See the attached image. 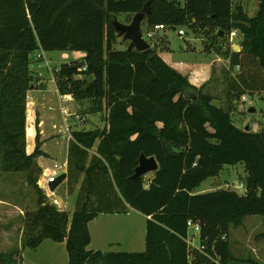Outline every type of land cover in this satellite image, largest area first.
I'll list each match as a JSON object with an SVG mask.
<instances>
[{"label": "trees", "instance_id": "trees-1", "mask_svg": "<svg viewBox=\"0 0 264 264\" xmlns=\"http://www.w3.org/2000/svg\"><path fill=\"white\" fill-rule=\"evenodd\" d=\"M148 2L152 12L142 25L185 26L213 41L237 31L241 51L224 55L233 66L250 58L264 72V0L255 16L234 0H0V171L25 173L39 196L38 209L25 213L21 248L0 252V264H22L23 252L46 240L66 243L68 264H228L231 229L248 216L264 217V131L237 127L230 109L213 105L155 47L128 51L129 43L118 36L117 15H135ZM40 48L84 52L86 70L80 61L63 64L55 73L57 87L83 103L84 114L105 115L107 122L103 130L72 132L68 175L85 174L72 215L51 204L38 186L43 171L36 160L44 155L39 139L33 154L26 150L28 92L36 83L31 65ZM82 75L91 80L76 78ZM142 154L159 163L150 182L132 179ZM240 163L245 193H196L224 166ZM95 173L109 180L98 185ZM112 192L150 217L145 252L89 249V223L120 211L92 207L91 194ZM190 220L201 224V249L186 241Z\"/></svg>", "mask_w": 264, "mask_h": 264}, {"label": "rangeland", "instance_id": "rangeland-1", "mask_svg": "<svg viewBox=\"0 0 264 264\" xmlns=\"http://www.w3.org/2000/svg\"><path fill=\"white\" fill-rule=\"evenodd\" d=\"M237 5H243V7L247 6L249 13H252L253 11L251 15L255 16L258 11L259 0H234V6ZM133 16L134 15L120 13L117 15V19L121 23L129 24L131 23ZM142 30L144 32L152 31L151 29L147 28L145 23L142 25ZM179 30H184L186 34L184 36L179 35ZM165 33L168 36L170 48L169 50H160L159 54L174 65H179L180 61H184L185 64H187V67L191 66L193 69H207L210 67L211 63L218 59V57L221 58L220 60L227 59L224 55L225 52L231 54L233 52L241 51L240 45L242 42V36L239 32L233 41H231L230 35L227 34L221 38L219 36L213 41V38L210 35L207 36L206 34L203 35L201 33H195L193 30L185 26L177 27L175 29H167ZM117 47L122 48L120 45ZM45 53L47 57L53 60L54 65L57 67H61V65L73 61L75 57L74 51L66 52L58 50L46 51ZM66 54L67 57L70 58H63ZM243 67V65L240 66V68H236L234 66L231 67L229 64L230 70L226 71V68H224V73H226L222 76V80L218 78L219 75L216 74V76H214L211 85L208 86V91L206 94L211 96L213 99H216L214 100L215 105H220V107H224L232 111V120L237 127L245 130L247 126H250L251 131L261 132L264 131V93L260 94V92L248 90V87H246L245 83H243V78H241V76H244L245 74V69ZM82 70L84 69L82 68ZM76 78L78 80H91L86 79V77L83 75ZM236 82H239L238 87L241 88V92L239 93L232 90ZM65 95L66 97H72L74 99L73 102H75L73 104H77L71 111L81 115V122L79 124L75 117L70 116V118L64 123L76 130H91L93 123H95L96 120L100 118V114H84L83 108H85V105L79 100L75 99L72 94ZM243 96L247 98L246 102L242 101ZM250 108H254L255 112H249ZM55 114L59 115V121L61 120L60 117L63 118V115H60L61 112L59 109L57 110V108L55 109ZM28 138L30 144L32 140V131L30 130L28 131ZM49 146L50 145L47 147ZM26 150L28 153L27 142ZM46 150L50 151L49 149ZM50 154L54 159L49 162L51 168L54 167L55 163L58 165L63 163L65 158L64 152L61 154V156L59 154L53 153L52 151H50ZM11 174L14 173H5L0 171V186L2 188L0 191V197L11 202H16V192H14V190H12L13 188L11 187V184H16V182ZM151 174L153 173H149L148 175L144 176L147 182L151 181ZM246 175L245 166L243 164L240 163L238 165H227L224 166L219 176L212 177L204 181L197 191L199 194H201L226 189L240 193L242 191L238 188V186L240 184L245 185ZM21 178V188L18 190L20 192L19 195H21V197L25 196L28 200V203H26L27 207H25L24 211L25 213L35 211L38 209V193L32 185L27 183V176L25 173ZM56 194L62 198L67 196L62 185L56 190ZM63 209H65V205H63ZM123 218L127 217H122L118 220H122ZM142 219L143 218L138 215V222L131 221V219L130 222L129 220L124 221L125 226L120 225V221L114 224V227L119 228L118 230L122 232V237H120L122 243L120 245H111L110 243H106V239L104 238V234H106V228L102 223V219L94 221L93 223L89 224L90 232L93 238L89 249L101 251L103 253L145 252L147 223H143L141 221ZM263 231L264 217L262 216H248L245 218L243 226L232 228L229 242L233 258L228 264H264V249L262 247V244H264V239H261ZM198 243L199 242L196 240L195 245L197 246ZM258 243L261 244L262 247L260 251L258 250L260 248ZM253 248L256 249L255 252ZM38 258L42 260V264L69 263L66 244L55 243L51 240L44 241L36 249H26L24 259H22V264H37Z\"/></svg>", "mask_w": 264, "mask_h": 264}, {"label": "crops", "instance_id": "crops-1", "mask_svg": "<svg viewBox=\"0 0 264 264\" xmlns=\"http://www.w3.org/2000/svg\"><path fill=\"white\" fill-rule=\"evenodd\" d=\"M243 6V5H242ZM245 11L249 16H252L249 13L247 6L244 7ZM255 12V11H254ZM167 29L163 30H155L153 41L150 43L152 48L155 47L157 52L159 53L160 50H169V39L167 34L165 33ZM40 50H42L40 48ZM39 50V51H40ZM73 50H67L66 52H72ZM43 58L41 60H36L34 54L33 63L31 65V69L34 73V78L36 83L33 85L32 89L28 92V109H27V120H26V133H27V143H28V154H33L36 148V139H39L40 143V150L43 152L44 155L37 158V163L41 167L42 171L48 169L46 174L50 173V169H52L49 165L51 160H54L50 151L53 153L61 154L64 152L65 158L63 163L67 162L69 165V145L72 140V132L76 131V129L71 128L66 123L67 115L66 111H71L76 105L73 104L75 102L72 97H66V95H62L57 87L55 72L60 69L54 65L53 60L46 56V51L42 50ZM75 57L73 61L69 62H76V61H83L85 57L84 52L81 51H74ZM160 55V54H159ZM161 56V55H160ZM163 60L168 63L171 67H173L178 72L182 73L183 75L187 76L191 85L198 89H202L204 93L208 91V86L211 85L214 76L219 75L218 78H222L226 68V71H229V64L231 67V60L230 57H226L225 60L218 59L210 64V67L207 69H193L191 66L187 67L184 61H180L179 65H174L170 61L168 62L163 56H161ZM63 58H70L67 57V54ZM217 63V64H216ZM241 64L244 66V76L243 83H245L248 90L254 92H260V94L264 93V72L257 67V64L254 60L250 58H241ZM247 65V67H246ZM62 66V65H61ZM254 66V67H253ZM221 67V68H220ZM236 68H240V66H234ZM224 79V78H223ZM222 80V79H221ZM239 83V82H237ZM238 85L234 84L232 90L238 89ZM68 99V100H67ZM72 99V100H71ZM71 100V101H70ZM214 100L212 104H214ZM220 107V105H215ZM59 109L63 118L58 120L59 115L55 114V109ZM100 118L93 123L91 130H103L107 126L105 115L99 116ZM32 131V140L29 144L28 138V131ZM79 129H77L78 131ZM90 131V130H87ZM71 138V139H70ZM50 145L49 147H47ZM30 147V148H29ZM49 149L50 151H47ZM97 145L94 149L90 151V155L96 153ZM62 163V164H63ZM90 164V161H88ZM56 164V163H55ZM54 164V165H55ZM61 165V164H60ZM43 172L39 177L38 186L42 189L41 185L44 184V176ZM67 174V179L61 184L64 187V191L67 194L65 198L60 197L58 194L52 196L51 198L47 197L49 202L52 203L57 201L59 205H55L61 211H66L71 215L75 212L77 207V199L80 192V189L85 180V174L82 173L79 176L76 174L68 175V169L64 172ZM12 177L15 179L16 184H11L15 194L16 202H11L7 199L0 197V252H7L12 251L15 249H20L22 245V236H23V220L25 217V207L28 200L26 197H21L19 195L20 190V179H22L23 173H14L11 174ZM154 177V173L151 174ZM94 182L98 185H101L105 182V178L107 176H103L101 173H95L93 175ZM108 179V178H107ZM109 180V179H108ZM60 185V186H61ZM24 186V185H23ZM27 186V184H26ZM43 186V185H42ZM59 186V187H60ZM58 187V188H59ZM57 188V189H58ZM2 190L0 186V191ZM43 190V189H42ZM44 192V190H43ZM45 193V192H44ZM196 193L199 192L196 190ZM203 194V193H201ZM116 195L112 193H103V194H91V206L92 207H102V208H112L113 206L120 211L112 212V213H101L96 217L93 221L89 224L93 223L94 221H98L102 219V223L104 224L106 230L104 234V238L106 239V243H110L111 245L121 244L122 241L120 239L122 232L118 230L119 228H115L114 224L120 221V225H124L126 220L137 221L138 222V215H140L143 219L141 220L143 223H147V219L150 217H146L139 213L138 211L129 208L123 201L119 200L115 197ZM116 201V204L113 201ZM63 205H65V209H63ZM121 210H125L124 212ZM123 218L122 220H118L119 218ZM125 226V225H124ZM15 227V228H13ZM141 229V228H140ZM90 231V225H89ZM125 232V231H124ZM115 233V234H112ZM117 234V235H116ZM91 235V232H90ZM92 235H91V244H92ZM261 239H264L261 237ZM261 241V240H260ZM60 244H66L60 243ZM90 244V245H91ZM260 248L259 251L264 249V244L258 243ZM254 252L256 249H254ZM96 251V250H93ZM258 255V254H257ZM25 256V251L23 254V259ZM260 256V255H259ZM263 257V256H262ZM37 264H42V260L39 258L37 259Z\"/></svg>", "mask_w": 264, "mask_h": 264}, {"label": "water", "instance_id": "water-1", "mask_svg": "<svg viewBox=\"0 0 264 264\" xmlns=\"http://www.w3.org/2000/svg\"><path fill=\"white\" fill-rule=\"evenodd\" d=\"M152 7L151 3L148 2L145 7L133 16L131 23L124 24L119 21L114 23L118 36L122 38L123 42H128V51L136 50L138 52H144L152 48L151 44L143 37L142 23L151 14ZM220 35L223 36L224 32L221 31ZM85 66V61L80 62L79 68ZM249 112L254 113L255 109L250 108ZM245 131H250V126H247ZM159 170V163L155 157H146L144 154L141 155L139 166L135 169V173L132 179H138L146 176L149 173H155ZM67 179V174H61L55 180L49 184L51 192H55L57 188Z\"/></svg>", "mask_w": 264, "mask_h": 264}, {"label": "built area", "instance_id": "built-area-1", "mask_svg": "<svg viewBox=\"0 0 264 264\" xmlns=\"http://www.w3.org/2000/svg\"><path fill=\"white\" fill-rule=\"evenodd\" d=\"M164 26L163 25H158L155 27L154 30L152 31H147L144 32L143 31V37L145 38V40L149 41L151 39H153L155 33V30H163ZM186 33L184 30H179V35L184 36ZM237 31H233L230 34V38L231 41L234 40V38L237 36ZM36 60H41L43 58V52L42 50H40V52H37V54L35 55ZM84 70H86L85 66L82 67ZM59 70H57L56 72H58ZM243 102L247 101V98L245 96H243L242 98ZM66 117L69 119L70 116L75 117V119L79 122H81V115L78 113H73L72 111H66ZM71 139V138H70ZM68 169V163L65 162L61 165L55 164L54 167L52 169H50V173L47 175L46 172H48V169L45 170V172H43V176H44V184L41 185L42 189L45 192V195L49 198H51L52 196L55 195V192H51L49 189V184L52 182H55L56 178L58 176H60L61 174H64V172ZM238 188L242 191V194L246 192V188L240 184L238 186ZM244 190V191H243ZM51 204L53 205H59L57 201L52 202ZM187 228H188V235L186 237V241L188 243V245L192 248V249H201L200 247V234H201V224L198 222H194L192 220L188 221L187 223ZM192 233V234H191ZM227 238V236H223L222 239L225 240ZM198 241V245H195V241Z\"/></svg>", "mask_w": 264, "mask_h": 264}, {"label": "clouds", "instance_id": "clouds-1", "mask_svg": "<svg viewBox=\"0 0 264 264\" xmlns=\"http://www.w3.org/2000/svg\"><path fill=\"white\" fill-rule=\"evenodd\" d=\"M149 42V41H148Z\"/></svg>", "mask_w": 264, "mask_h": 264}]
</instances>
